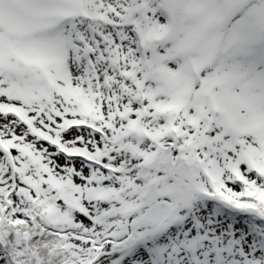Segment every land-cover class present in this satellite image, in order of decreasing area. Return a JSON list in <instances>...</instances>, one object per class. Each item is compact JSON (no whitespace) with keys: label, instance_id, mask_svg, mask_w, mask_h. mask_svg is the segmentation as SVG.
<instances>
[{"label":"snow or ice","instance_id":"snow-or-ice-1","mask_svg":"<svg viewBox=\"0 0 264 264\" xmlns=\"http://www.w3.org/2000/svg\"><path fill=\"white\" fill-rule=\"evenodd\" d=\"M0 264H264V0H0Z\"/></svg>","mask_w":264,"mask_h":264}]
</instances>
